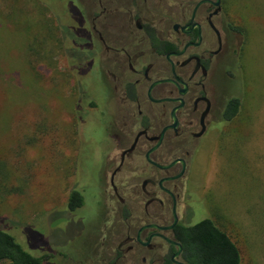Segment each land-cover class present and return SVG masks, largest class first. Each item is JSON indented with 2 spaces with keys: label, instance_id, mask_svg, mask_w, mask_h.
Listing matches in <instances>:
<instances>
[{
  "label": "flooded vegetation",
  "instance_id": "flooded-vegetation-1",
  "mask_svg": "<svg viewBox=\"0 0 264 264\" xmlns=\"http://www.w3.org/2000/svg\"><path fill=\"white\" fill-rule=\"evenodd\" d=\"M59 2L71 20L62 31L69 37L64 55L86 80L82 86L78 79L74 96L77 139V124L85 122L101 136L85 151L76 149L65 220L77 225L83 218L76 212L93 187L99 213L87 238L71 239V245L79 241L77 250L50 257L73 264H191L198 223L210 220L229 237L218 215L194 218L200 186L192 175L201 141L227 121L230 100L239 98L233 95L239 22L227 0Z\"/></svg>",
  "mask_w": 264,
  "mask_h": 264
},
{
  "label": "rangeland",
  "instance_id": "rangeland-1",
  "mask_svg": "<svg viewBox=\"0 0 264 264\" xmlns=\"http://www.w3.org/2000/svg\"><path fill=\"white\" fill-rule=\"evenodd\" d=\"M227 1L242 29L233 94L241 104L232 120L219 121L201 141L192 175L200 186L194 218L218 215L240 263L264 264V0ZM66 14L59 0H0V220L42 264H73L50 255L77 250L99 213L93 187L76 212L83 218L77 225L65 220L76 149L101 138L99 128L85 122L77 124V139L74 96L86 80L64 55Z\"/></svg>",
  "mask_w": 264,
  "mask_h": 264
},
{
  "label": "trees",
  "instance_id": "trees-1",
  "mask_svg": "<svg viewBox=\"0 0 264 264\" xmlns=\"http://www.w3.org/2000/svg\"><path fill=\"white\" fill-rule=\"evenodd\" d=\"M239 98L230 100V112L226 120H232L240 109ZM2 164L0 165L1 170ZM0 220V264H42V257L25 251L16 241L15 235ZM194 238L189 245L191 264H241L235 243L210 220L193 227Z\"/></svg>",
  "mask_w": 264,
  "mask_h": 264
}]
</instances>
